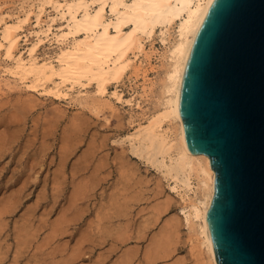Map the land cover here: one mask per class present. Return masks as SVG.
I'll list each match as a JSON object with an SVG mask.
<instances>
[{"label": "rangeland", "instance_id": "374dc122", "mask_svg": "<svg viewBox=\"0 0 264 264\" xmlns=\"http://www.w3.org/2000/svg\"><path fill=\"white\" fill-rule=\"evenodd\" d=\"M19 1L0 5L17 13ZM153 46L164 50L157 36ZM57 51L46 43L39 56ZM158 58L147 62V80L132 68L119 84L140 109L112 99V112L92 86L87 99L69 100L1 78L0 264H199L186 227L170 236L177 197L114 142L156 110Z\"/></svg>", "mask_w": 264, "mask_h": 264}, {"label": "bare ground", "instance_id": "6f19581e", "mask_svg": "<svg viewBox=\"0 0 264 264\" xmlns=\"http://www.w3.org/2000/svg\"><path fill=\"white\" fill-rule=\"evenodd\" d=\"M214 1L20 0L17 13L0 5V91L3 76L69 100L87 99L92 86L112 112V99L140 109L136 96L126 99L119 84L132 68L135 79H146L147 62L159 56L163 69L154 94L156 110L114 142L126 144L129 154L159 174L177 197L179 214L172 219L170 236L186 227L199 264H217L209 231L215 172L208 155L189 149L184 88L196 38ZM156 36L162 53L154 49ZM46 43L58 47L54 57L39 56Z\"/></svg>", "mask_w": 264, "mask_h": 264}, {"label": "water", "instance_id": "95a60500", "mask_svg": "<svg viewBox=\"0 0 264 264\" xmlns=\"http://www.w3.org/2000/svg\"><path fill=\"white\" fill-rule=\"evenodd\" d=\"M186 138L215 172L217 264H264V0H215L190 56Z\"/></svg>", "mask_w": 264, "mask_h": 264}]
</instances>
